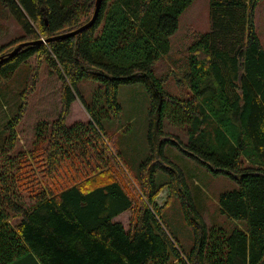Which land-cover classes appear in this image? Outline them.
<instances>
[{
  "label": "trees",
  "instance_id": "1",
  "mask_svg": "<svg viewBox=\"0 0 264 264\" xmlns=\"http://www.w3.org/2000/svg\"><path fill=\"white\" fill-rule=\"evenodd\" d=\"M259 1L209 0L210 31L186 51L189 96L176 98L164 91L166 79L155 76L154 66L193 0H101L88 28L60 39L90 22L96 0H0L23 32L0 55L34 43L0 63V81L36 59L0 150V264H264V46L253 24ZM42 59L61 82L60 112L36 125L28 153L13 156L15 126ZM81 81L96 84L89 102L77 89ZM134 84L143 85L148 99L150 153L133 175L140 196L110 169L122 161L104 124L120 122L118 88ZM77 98L90 120L68 127ZM164 120L186 141L163 133ZM165 144L234 181L235 190L218 196V210L238 226L206 227L182 173L163 157ZM156 171L166 180L156 183ZM163 189L180 200L193 237L187 251L161 221L156 198ZM127 211L124 228L115 219Z\"/></svg>",
  "mask_w": 264,
  "mask_h": 264
},
{
  "label": "rangeland",
  "instance_id": "2",
  "mask_svg": "<svg viewBox=\"0 0 264 264\" xmlns=\"http://www.w3.org/2000/svg\"><path fill=\"white\" fill-rule=\"evenodd\" d=\"M254 11L255 33L264 46V0L259 1ZM209 12V0H193L178 18L177 30L169 38V52L154 66L155 76L166 79L164 91L173 97L188 98L189 96L184 78L186 51L193 38L210 31ZM21 36H23L21 28L9 12L0 6V49ZM35 65L36 59L31 58L20 65L8 80L0 81V150L4 147L8 135L4 128L20 113L19 109L23 106L21 94L31 87L29 83L33 79ZM32 88V91L25 96L26 105L15 126L16 142L11 154L13 156H18L21 152L28 153L32 146L36 125L43 121L51 123L60 112L61 82L55 74L50 72L44 59L41 61ZM77 89L82 98L89 102L96 84L81 81L77 84ZM116 100L122 109L120 122L104 123L106 126L104 127L107 135L112 137V143L120 155L122 164L117 161L111 162L110 169L134 195L140 196L142 195L140 186L133 175L138 174V166L149 157L150 153L147 142L148 99L143 85L134 84L119 86ZM89 120V116L77 98L70 107L66 125L70 127L78 123L87 124ZM163 133L183 142L186 141L184 132L170 125L167 120L163 121ZM162 153L163 157L182 173L195 211L201 216L208 229L218 227L230 231L234 226L239 225L218 210V196L235 190L237 185L234 181L224 175H213L200 164L183 156L170 144L164 145ZM114 163L118 168L120 167L126 179L118 176L120 173ZM61 175L63 176L64 173L62 172ZM154 180L160 183L166 180V175L156 171ZM168 195V192L163 189L156 198L157 204L163 207L161 221L177 239L181 248L187 251L193 243L192 233L184 222L180 200L175 196L169 199ZM19 198L25 204L31 202L25 192L19 193ZM131 216V211H127L115 221L121 223L124 228H129Z\"/></svg>",
  "mask_w": 264,
  "mask_h": 264
},
{
  "label": "water",
  "instance_id": "3",
  "mask_svg": "<svg viewBox=\"0 0 264 264\" xmlns=\"http://www.w3.org/2000/svg\"><path fill=\"white\" fill-rule=\"evenodd\" d=\"M100 2L101 0H96V3H95V10H94V13H93V16L90 20V22L86 25H84L82 28L76 30L75 32H73L72 34H69V35H64V36H61V37H58V38H55V39H60V38H64V37H68V36H73V35H76L78 34L79 32H81L82 30L88 28L94 21L96 15H97V12H98V9H99V5H100ZM51 40H54V39H51ZM50 40H46V41H40L39 43H46ZM31 44H34V43H26V44H20L18 45L11 53L5 55V56H1L0 57V63H2L3 61H5L6 59L14 56L18 51H20L23 47L25 46H28V45H31Z\"/></svg>",
  "mask_w": 264,
  "mask_h": 264
}]
</instances>
